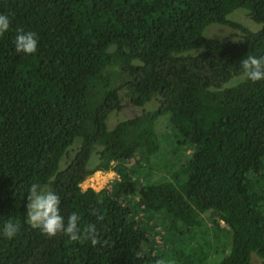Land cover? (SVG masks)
<instances>
[{
	"label": "trees",
	"instance_id": "trees-1",
	"mask_svg": "<svg viewBox=\"0 0 264 264\" xmlns=\"http://www.w3.org/2000/svg\"><path fill=\"white\" fill-rule=\"evenodd\" d=\"M238 8L261 28L229 18ZM0 14V264H264V80L240 64L264 58V0H0ZM212 23L241 35L207 37ZM17 29L35 53L15 51ZM125 99L159 104L110 129ZM33 182L99 242L33 228Z\"/></svg>",
	"mask_w": 264,
	"mask_h": 264
},
{
	"label": "clouds",
	"instance_id": "clouds-1",
	"mask_svg": "<svg viewBox=\"0 0 264 264\" xmlns=\"http://www.w3.org/2000/svg\"><path fill=\"white\" fill-rule=\"evenodd\" d=\"M10 24V17L7 14H0V36L10 30ZM37 47L35 32L17 29L14 39V49L17 53L31 55L37 51ZM240 64L248 80L252 82L264 80V58L247 55ZM26 212L31 226L49 237L62 233L72 241H78L82 236H86L93 246L99 242L94 224L87 225L82 233L79 227L80 217L77 213H71L65 220L61 213L60 196L54 191L46 190L39 183L33 182L28 188ZM20 227L18 222L9 219L3 225L2 234L12 239L19 233Z\"/></svg>",
	"mask_w": 264,
	"mask_h": 264
},
{
	"label": "rangeland",
	"instance_id": "rangeland-1",
	"mask_svg": "<svg viewBox=\"0 0 264 264\" xmlns=\"http://www.w3.org/2000/svg\"><path fill=\"white\" fill-rule=\"evenodd\" d=\"M229 18L240 22L244 24L246 27L251 29L252 31H256L261 28V24L254 22L246 9L238 8L235 10L232 14L229 15ZM204 34L207 37L211 38H220V39H229V38H235L241 35V32L239 30L233 29L229 26L218 24V23H212L208 25L205 29ZM159 102L157 99L149 102L144 107L134 106L131 105L127 99L123 101V107L120 110L114 111L111 113L109 119H108V127L111 129L116 125L118 122L133 117L135 115L140 114L143 110H152L158 106ZM168 116H162L158 120L159 129L164 133L167 131V129H171V126H169V122L167 121ZM185 152H190L189 148H185ZM162 159L161 157L156 158L152 161V164L154 166H157V162H160ZM155 171H159V169L156 168ZM99 171L95 172L93 175L89 176L83 183L82 187L83 189H87L89 187H93L97 191H100L101 189L105 188L113 182L116 179H119L117 173H113L111 171H104L98 174ZM102 182V183H101ZM48 185L44 186V188L48 191H50L47 187ZM28 220V219H27ZM262 259L257 255L253 254V263L254 264H261Z\"/></svg>",
	"mask_w": 264,
	"mask_h": 264
},
{
	"label": "built area",
	"instance_id": "built-area-1",
	"mask_svg": "<svg viewBox=\"0 0 264 264\" xmlns=\"http://www.w3.org/2000/svg\"><path fill=\"white\" fill-rule=\"evenodd\" d=\"M110 171L113 172V173L115 172V171H113V170H110ZM101 172H104V171H99L98 174L101 173ZM115 173H116V172H115Z\"/></svg>",
	"mask_w": 264,
	"mask_h": 264
},
{
	"label": "bare ground",
	"instance_id": "bare-ground-1",
	"mask_svg": "<svg viewBox=\"0 0 264 264\" xmlns=\"http://www.w3.org/2000/svg\"><path fill=\"white\" fill-rule=\"evenodd\" d=\"M102 183V182H101Z\"/></svg>",
	"mask_w": 264,
	"mask_h": 264
}]
</instances>
